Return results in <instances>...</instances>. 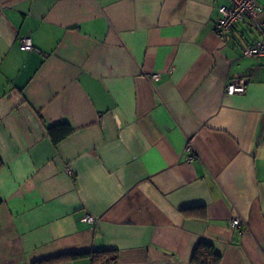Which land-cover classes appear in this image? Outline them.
<instances>
[{
  "label": "crops",
  "instance_id": "obj_1",
  "mask_svg": "<svg viewBox=\"0 0 264 264\" xmlns=\"http://www.w3.org/2000/svg\"><path fill=\"white\" fill-rule=\"evenodd\" d=\"M225 4L0 0V264H191L199 242L264 264V55H242L264 12L218 37Z\"/></svg>",
  "mask_w": 264,
  "mask_h": 264
},
{
  "label": "built area",
  "instance_id": "obj_2",
  "mask_svg": "<svg viewBox=\"0 0 264 264\" xmlns=\"http://www.w3.org/2000/svg\"><path fill=\"white\" fill-rule=\"evenodd\" d=\"M228 4L221 5L219 7L220 16L214 23V32L218 37H224L230 34L235 28L238 22L242 20H250L255 22L257 28H261L262 24L259 20V16L264 12V6H262L258 0H227ZM32 42L29 37L23 36L19 39V49L23 51L32 49ZM242 55L246 57H258L264 55V36L256 39L251 44L245 46L242 50ZM158 75L151 76L152 80L158 79ZM249 81L248 76L239 77L236 80H229L224 86V92L227 95L243 94L246 91ZM186 157L189 162L193 161L192 143L189 140L185 146ZM69 175H72L70 168L66 169ZM84 222L94 224L96 218L91 215H84L81 219ZM241 223L240 218L233 217L230 220L231 228L239 227ZM93 264H114L113 262H94Z\"/></svg>",
  "mask_w": 264,
  "mask_h": 264
},
{
  "label": "trees",
  "instance_id": "obj_3",
  "mask_svg": "<svg viewBox=\"0 0 264 264\" xmlns=\"http://www.w3.org/2000/svg\"><path fill=\"white\" fill-rule=\"evenodd\" d=\"M72 131L73 127L67 121H62L57 124L47 126V134L54 144L68 136L70 133H72ZM1 167L2 162L0 159V168ZM87 256L92 257L93 262H114L116 260V252L114 250H99L60 255L54 258L40 260L34 264H51L62 260L77 259ZM219 262L220 255H218L214 251L213 247L206 242H199L195 247L191 257V264H219Z\"/></svg>",
  "mask_w": 264,
  "mask_h": 264
}]
</instances>
